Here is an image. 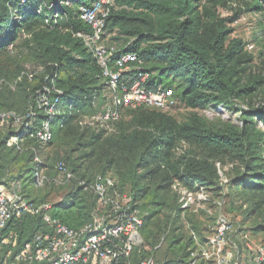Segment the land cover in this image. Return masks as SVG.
Here are the masks:
<instances>
[{"label":"trees","instance_id":"1","mask_svg":"<svg viewBox=\"0 0 264 264\" xmlns=\"http://www.w3.org/2000/svg\"><path fill=\"white\" fill-rule=\"evenodd\" d=\"M95 1L0 0V56L8 54L11 63L32 56L35 67H44L32 82L23 76L26 70H22L21 65L15 73V85L8 79H0L3 81L0 85V121L5 114H26L38 92L52 87L55 75L53 85L62 92L61 101L67 108L66 115L51 121L54 140L47 145L25 137L19 143L20 150L8 147V141L20 135L10 119L8 123L13 129L0 137V183L11 179L32 182L33 172L38 167L52 166L54 158L46 156L47 149L71 148L65 160L73 163L70 153L89 148L86 157L98 164L96 171L101 173L87 178V172L82 171L79 175L75 173L77 177L89 183L97 175L108 174L113 169L120 178L118 181L129 185L137 202L151 196L152 204L175 181L207 186L217 180L216 169L209 163L210 157L213 154L232 155L236 160L232 170L235 176L228 185L229 196L233 190L243 188L248 197L258 196L254 209L264 207V103L253 101L264 94V77L252 72L254 57L248 53L247 45L230 39L234 32L231 24L239 18L224 19L218 15L217 7L224 5L223 0H116L119 9L108 19V32H116L113 40L119 42L121 50L138 55L145 70L152 74L150 85L161 83L175 88L176 98L192 110L225 107L233 101L245 103L247 109L241 110L242 125L236 128L230 124L209 125L196 115L190 123L179 124L166 113L143 107L133 112L127 131L119 127L122 117L116 127L117 133L104 137L82 129L78 123L82 116L93 111L95 102H101L106 88L101 70L76 37L89 30L80 19V7L90 6ZM242 8L246 13L264 14V0H245ZM20 41L25 45L26 53L16 52ZM175 79L180 81L181 89L175 86ZM17 86L20 89L14 93ZM19 102L22 103L20 107ZM45 120L44 113L37 111L34 126ZM256 120L262 123V128ZM182 141L209 150L210 156L200 158L188 154L175 161L173 151ZM37 157L41 164L35 163ZM58 162L66 163L59 160L56 164ZM27 186L22 188L25 190ZM27 197L37 203H54L45 198L38 200L36 194L28 193ZM65 205L56 215L73 229L86 224L95 210V203L90 207L82 196ZM54 206L56 209V203ZM139 207L144 212L146 224L147 218L152 219L155 213L149 215L141 204ZM27 230L20 232L21 240ZM162 230L149 232L146 238L160 236ZM167 235L169 232L164 238ZM172 235L176 240L166 249V254L176 252L182 240L174 233ZM148 245L151 251L142 248L140 253L136 252L135 263L150 258L166 263L189 262L180 258L158 260V247L149 242Z\"/></svg>","mask_w":264,"mask_h":264},{"label":"built area","instance_id":"2","mask_svg":"<svg viewBox=\"0 0 264 264\" xmlns=\"http://www.w3.org/2000/svg\"><path fill=\"white\" fill-rule=\"evenodd\" d=\"M118 9L116 0H97L90 6L80 7V19L89 30L76 35L101 70L106 86L101 102H95L93 111L82 116L78 123L82 129L104 137L117 133V124L125 110L145 107L169 113L177 105L173 87L161 83L150 85L152 74L145 70L138 55L121 50L111 41L107 23L112 12ZM43 71L44 67L34 66L23 76L32 82ZM56 78L57 75L51 88L45 87L38 92L26 114L2 116L1 122L4 124L11 119L13 128L20 134L8 141V147L20 150L19 143L25 137L35 139L41 145L54 140L51 121L67 113L61 101L62 92L53 85ZM2 83L0 81V85ZM37 111L44 113L47 120L34 126ZM35 163L41 164L39 157L35 158ZM44 169L38 167L33 172L35 188L79 187L91 192L99 207L91 212L86 224L73 229L53 216L54 203L34 202L23 194L19 184L4 180L0 183V264H198L202 258L215 259L218 264H264L263 246L256 250L253 261L244 263L239 258V247L233 240L237 231L223 213L218 215L208 238L210 251L193 253L187 263L157 262L154 258L135 263V253H140L143 245L141 229L145 215L129 185H122L111 174H99L88 183L77 177L64 162L55 165V177L46 175ZM187 196L185 204H193L196 198ZM199 200H205V197L201 195ZM218 205L223 206L222 203ZM27 221L31 223V234L21 240L20 232Z\"/></svg>","mask_w":264,"mask_h":264},{"label":"rangeland","instance_id":"3","mask_svg":"<svg viewBox=\"0 0 264 264\" xmlns=\"http://www.w3.org/2000/svg\"><path fill=\"white\" fill-rule=\"evenodd\" d=\"M245 0H223L224 5L217 7V13L224 19H233L236 17V22L231 24V28L234 30L230 39L240 40L242 43L247 45V51L254 57L252 63V72L257 75L264 77V14H251L246 13L242 8ZM110 39L113 42L119 43L115 39L116 32L110 33ZM20 44L16 52L26 53L25 45L23 42ZM253 47L250 49L249 47ZM22 50V51H19ZM9 56H0V79H8L10 84L15 85L17 76L15 73L18 71V65H21V69L28 70L35 66V60L32 56H24L21 62L11 63L9 62ZM156 73L155 71L153 72ZM5 74L8 75L5 76ZM14 83V84H13ZM175 86L181 89V83L178 79H175ZM27 87V85H26ZM19 86L14 93H18ZM175 89V88H174ZM17 95V94H16ZM19 100V98H15ZM256 103H264V94L259 95L253 100ZM18 107L22 105L18 103ZM101 106H103L101 104ZM17 107V108H18ZM247 106L245 103L240 101H233L231 104L223 107L219 106L216 108L205 107L199 110L189 109L180 98H177L176 107L169 113H166L170 117L174 118L179 124L190 123L193 116H198L207 121L209 125L224 126L230 124L236 128L242 125L241 110H246ZM154 110V109H149ZM135 110L128 109L124 111L123 120L119 127L127 131L130 127V119ZM258 126L262 128V123L259 120ZM12 128L10 123H2L0 121V137H5L7 132ZM13 129V128H12ZM103 138V137H102ZM69 147L63 146L60 148L47 149L46 156H51L53 159L51 168L45 167L44 173L49 177H55L54 165L59 160H64L69 169L76 173L81 174L82 171L87 172V178H92L95 174L101 173L96 171L98 164L92 160L87 159L86 155L90 152L89 148L85 150H74V153H70L71 160H65ZM59 152V153H58ZM210 151L198 147L197 145L186 143L182 141L176 149L173 151V158L175 161H180L184 155H198L200 158L209 157ZM55 154V156H54ZM58 154V155H56ZM59 156V158H58ZM209 163L212 164L217 173V180L209 182L207 186L200 184L187 185L180 181H175L170 189L162 194L151 204L152 197H147L145 200H141L138 203L142 205V208L151 215L153 212L155 215L152 219L147 218L146 224L142 227L143 237V250L151 251L150 243L156 245L158 250L156 251V259H182L183 261H190L192 254H202L203 251H210V245L208 238L212 235V228L216 224L217 217L220 213L225 214L232 222L234 229L237 231L233 240L239 247V258L244 263L253 261L256 257V250L260 247H264V207L260 209H254L253 204L258 201V196L246 194L245 189L240 188L237 191L233 190L231 196H229L230 189L228 188L229 182L235 176L233 170L234 162L236 161L232 155H214L210 157ZM116 179H120L115 171L112 169L108 171ZM32 183V182H30ZM153 185V184H152ZM151 185V186H152ZM31 189L26 188L23 190L25 195L28 193L36 194L39 196L38 200L42 198L49 199L56 203L57 215L61 211L63 205L67 206L69 203H73L77 197H83L87 200L90 207L92 203H95L94 209L98 208V203L93 197L91 192H82L77 190L71 185L67 186H50L40 191L35 190V186L30 184ZM37 189V188H36ZM187 195H193L195 202L186 205L185 202L188 199ZM205 197V200H199V196ZM222 203L220 207L218 204ZM139 204V205H140ZM149 223V224H147ZM28 228L24 239L30 236L31 224L28 222ZM159 228H163L160 236H155L153 239L146 238L149 232L158 233ZM145 232V233H144ZM165 238L164 236L168 234ZM172 232V233H171ZM175 234L178 239H182L179 242V248L174 253L166 254V249L169 245L176 240ZM164 238V239H163ZM151 240V241H150ZM190 257V258H189ZM189 259V260H188ZM199 264H218L215 259L202 258Z\"/></svg>","mask_w":264,"mask_h":264},{"label":"crops","instance_id":"4","mask_svg":"<svg viewBox=\"0 0 264 264\" xmlns=\"http://www.w3.org/2000/svg\"><path fill=\"white\" fill-rule=\"evenodd\" d=\"M47 168H50V167H47ZM54 172H55V171H54ZM23 182H24V183H23ZM8 183H9V184H15V183L19 184V185L21 186L22 191L24 190V189L22 188L23 185H26V184L30 185V184H29L30 182L27 183V180H26V181H18V180H12V179H11ZM25 183H26V184H25ZM27 188L31 189V188L28 187V186H27ZM35 190H37V189L35 188ZM37 191H40V190H37ZM30 192L33 193L32 189L30 190ZM27 195H28V194H27ZM27 195H26V196H27ZM98 207H99V205H98ZM56 211H57V209H55L54 212H53V216H54V217H57V215H56V214H57ZM57 218H58V217H57ZM28 222H29V221L26 222V225L24 226V229H26V227L28 226ZM30 232H31V231H30ZM200 260H201V259H200ZM185 262H186V261H185Z\"/></svg>","mask_w":264,"mask_h":264}]
</instances>
